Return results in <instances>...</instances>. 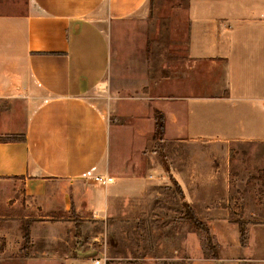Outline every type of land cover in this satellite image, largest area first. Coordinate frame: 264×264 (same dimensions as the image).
<instances>
[{
	"label": "crops",
	"instance_id": "crops-1",
	"mask_svg": "<svg viewBox=\"0 0 264 264\" xmlns=\"http://www.w3.org/2000/svg\"><path fill=\"white\" fill-rule=\"evenodd\" d=\"M177 1L173 11L180 18L167 24L165 59L141 67L131 61L121 77L124 92L151 98L153 138L159 111L165 117L162 142L221 144L227 151L222 173L236 179L223 191H257L255 176L264 175V0ZM148 2L27 0L24 13L0 15V101L7 102L0 137L12 136L0 140V181H20L42 210L52 198L78 195L82 179L97 168L102 175L111 124L88 96L111 70L104 24L144 13ZM175 31L185 34L176 38ZM131 71L144 75L133 78ZM59 185L64 194H51L49 188ZM262 191L261 199L249 195L235 218L244 221L246 245L234 249L249 264H264V185ZM74 201L79 209L80 200ZM227 213L221 206L213 220L201 211L207 224L215 221L219 243L240 238L242 228ZM14 222L18 228L20 221ZM20 250L7 248L17 255L13 264H95L84 253L34 247L19 257Z\"/></svg>",
	"mask_w": 264,
	"mask_h": 264
},
{
	"label": "rangeland",
	"instance_id": "rangeland-1",
	"mask_svg": "<svg viewBox=\"0 0 264 264\" xmlns=\"http://www.w3.org/2000/svg\"><path fill=\"white\" fill-rule=\"evenodd\" d=\"M177 3L149 0L144 13L104 24L111 43V70L88 98L111 124L110 148L100 165L104 171H99L115 179L109 184L95 183L92 176L100 175L97 168L82 179L78 195L71 192L69 199L52 198L46 201L49 206L45 210L25 194L20 181H0V264H13L17 255L9 254L7 248L16 247L21 249L19 257H28L37 247L84 253L100 264H249L243 251L234 249L246 245L245 233L242 243L241 234L239 240L227 237L219 243L212 228L215 221L207 224L200 215L206 210L215 220L217 208L227 206L229 222L244 231V221L235 218L241 217L249 195L263 197L264 175L259 172L255 176L257 191H223L226 181L236 180L233 173H222L227 156L223 146L201 141L169 144L167 138L157 143L148 122L151 98L127 95L121 84L122 73L131 61H139L141 67L165 59L160 60V56L166 47L167 24L170 18H180L173 11ZM26 4L27 0H0V15L24 13ZM184 34L175 31L176 38ZM153 40L160 42L152 44ZM152 51L156 57H150ZM129 74L133 78L144 75L141 71ZM6 106L7 102L0 101V110ZM170 177L179 185L183 198ZM243 180L252 178L244 176ZM61 188L49 189L51 194L63 195ZM221 192L225 198L219 200ZM74 199L80 200L79 209ZM184 203L208 227L211 251L203 245L205 235L185 217ZM14 220L20 221L18 228Z\"/></svg>",
	"mask_w": 264,
	"mask_h": 264
},
{
	"label": "trees",
	"instance_id": "trees-1",
	"mask_svg": "<svg viewBox=\"0 0 264 264\" xmlns=\"http://www.w3.org/2000/svg\"><path fill=\"white\" fill-rule=\"evenodd\" d=\"M154 121H155L154 139L157 141V143L160 144L162 142L163 134H164V130H165V117H164V115L161 112L156 111L155 114H154ZM10 138H12V137L4 136V137H0V140H9ZM160 154H161V157H162L163 156L162 152H160ZM170 178L174 182L177 192L183 198V194H182V191H181L179 185L175 182V180L172 177H170ZM183 206H184V209H185V217L187 219L191 220L192 223L195 225V227L198 230H200L205 235L203 245L207 246L210 249V251H211L213 248L210 246L211 236H210V232H209L208 227L205 224H203L196 217L194 211L192 210V208L188 204L184 203ZM242 235H244V231L241 229V239H240L241 243H242V240H243ZM27 236H28V232L25 233V238Z\"/></svg>",
	"mask_w": 264,
	"mask_h": 264
},
{
	"label": "built area",
	"instance_id": "built-area-1",
	"mask_svg": "<svg viewBox=\"0 0 264 264\" xmlns=\"http://www.w3.org/2000/svg\"><path fill=\"white\" fill-rule=\"evenodd\" d=\"M92 179L95 183H98V184H108L109 182L113 180V177L105 176V175H94L92 176ZM94 262L95 264H99L100 261L95 260Z\"/></svg>",
	"mask_w": 264,
	"mask_h": 264
}]
</instances>
